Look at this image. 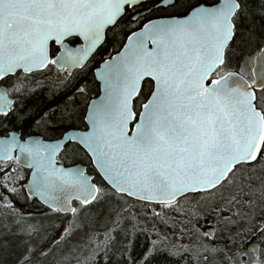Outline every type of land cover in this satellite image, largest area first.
Returning <instances> with one entry per match:
<instances>
[{
	"label": "snow or ice",
	"instance_id": "snow-or-ice-1",
	"mask_svg": "<svg viewBox=\"0 0 264 264\" xmlns=\"http://www.w3.org/2000/svg\"><path fill=\"white\" fill-rule=\"evenodd\" d=\"M0 264H264V0H0Z\"/></svg>",
	"mask_w": 264,
	"mask_h": 264
}]
</instances>
